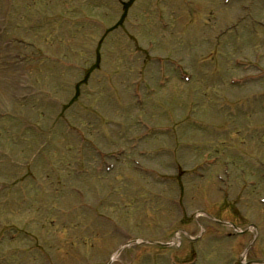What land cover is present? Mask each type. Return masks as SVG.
<instances>
[{"label": "rangeland", "instance_id": "rangeland-1", "mask_svg": "<svg viewBox=\"0 0 264 264\" xmlns=\"http://www.w3.org/2000/svg\"><path fill=\"white\" fill-rule=\"evenodd\" d=\"M123 1L129 0H0V264H109L130 238L143 242L126 244L110 264H168L188 247L196 254L176 264L264 260V204L257 198L264 180L258 173L251 186H242L246 178L238 173L248 179L264 162V79L228 83L232 75L264 68V25L248 21H264V0H131L119 20ZM236 15L240 22L227 29ZM17 35L39 46L34 61L16 56L32 53L14 41ZM173 64L192 72L191 81L179 78ZM84 65L95 68L76 86ZM166 73L169 81L159 86ZM201 89L210 95L205 109ZM135 140L144 149L161 142L166 152L175 151L162 158L188 168L173 170V163L159 160L160 149L157 155L146 149L144 162L172 175L161 182L133 172L126 149L114 171L95 173L102 170L95 147L114 151ZM226 168L231 183L224 192L216 173ZM46 173L52 175L43 179ZM75 185L85 200L70 190ZM180 193L190 216L185 221L177 218ZM21 195L28 201L18 205ZM235 205L237 216L230 212ZM250 223L255 232L228 236L234 225ZM178 229L176 246L170 242ZM14 231L19 236L9 239ZM168 238L166 245L176 249L160 244Z\"/></svg>", "mask_w": 264, "mask_h": 264}]
</instances>
